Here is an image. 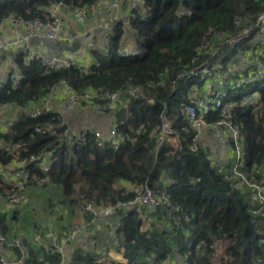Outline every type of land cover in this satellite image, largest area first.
<instances>
[{
  "label": "trees",
  "instance_id": "16d2710c",
  "mask_svg": "<svg viewBox=\"0 0 264 264\" xmlns=\"http://www.w3.org/2000/svg\"><path fill=\"white\" fill-rule=\"evenodd\" d=\"M59 1L70 8L82 5L89 11L97 4V0H0V24L10 15L45 21L50 17L47 8ZM142 8L145 16L136 10L127 25L122 19L111 25L108 54L91 49L92 60L86 69L74 64L46 69L42 57L26 62L24 49L12 55L20 79L14 84L10 72L0 87V106L16 111L6 129L0 130V195H7L10 182L15 181L5 176L10 164L28 169L25 192L30 185L57 184L63 201L91 216L92 212L81 205L101 207L123 202L134 194V187L147 184L164 189L176 208L160 205L121 218L126 262L113 264H254L256 258L264 257V207H258L250 190L229 186L227 167L212 164L208 146L194 141L195 129L182 128L186 122L180 107L192 83L184 71L207 57L199 48L216 46L221 34H234L238 17L253 20L263 11L264 0H145ZM127 27L134 43L143 49L139 57L125 58L118 53ZM224 50L225 57L229 56L228 48ZM62 82L78 93L138 87L137 96L124 93L126 105L115 108V127L124 138L117 149L99 144L92 126L83 134V142L68 138L64 132L69 126L62 111L52 109L30 116L31 107L42 104ZM232 94L230 99L237 105L231 108L230 119L239 127L245 144L243 169H263L264 86L255 109L240 105V95ZM164 108L178 133L179 147L168 141L158 144L151 136ZM216 117L211 115L209 120ZM49 125V131L36 130ZM45 152H51L48 172L34 160ZM23 202L9 210L0 208L1 232L19 235L11 232L8 221ZM147 213L153 222L141 231V220ZM20 237V246L8 247L15 257L25 258L27 264L62 263V253ZM216 240L228 243L225 259L212 262ZM70 264L106 263L75 250Z\"/></svg>",
  "mask_w": 264,
  "mask_h": 264
},
{
  "label": "built area",
  "instance_id": "2783aa9c",
  "mask_svg": "<svg viewBox=\"0 0 264 264\" xmlns=\"http://www.w3.org/2000/svg\"><path fill=\"white\" fill-rule=\"evenodd\" d=\"M144 4L145 0H97L96 8L89 11L82 5L70 8L59 1L47 8L50 17L45 21L39 19L26 21L10 15L0 25L8 21L17 26H28L32 30V37L71 42L82 35H86V57L80 61L67 58L62 54L46 56L40 50L29 47L26 37H17L8 43L0 42V56L5 50L21 48L27 51L26 62L35 57H42L46 69H57L70 64L86 69L92 60L89 56L91 49L99 48L103 55L108 54L109 40L113 33L111 25L120 19L127 25L129 20L134 17L136 10L145 16L144 8L139 9ZM57 10L70 12L76 20L77 30L74 34L65 31L62 18ZM89 19H92L90 24H88ZM236 26L237 31L232 35L221 34L218 36L219 33L216 34L218 36L217 41H219L216 46H209L208 44L201 46L198 52L203 49V53L207 57L204 55L203 60L184 71V76L189 78L192 83L187 91L186 99L181 102L180 110L186 122V126L182 128L184 130L189 128L196 130L194 141L202 143L203 134H208L213 139L215 152L211 156L212 164L227 167L225 176L229 180V186L239 190H250L252 198L261 208L264 207V168L257 167L253 172H246L243 169L246 162L245 144L239 127L230 119L231 108L237 105L230 98L234 92L240 95V105L249 104L253 109L259 105L260 88L264 86V8L253 20L238 17ZM126 29L127 33L122 40L118 53L125 58L141 56L143 49L134 43L129 27ZM225 48H228L227 53L230 54L227 57H225ZM191 63L193 64V60ZM10 72H12L13 83L17 85L20 74L17 70ZM8 73L0 68V87ZM126 92L132 96H137L139 89L133 87L127 91L94 90L78 93L69 84L62 82L54 86L42 104L31 107L30 116L35 117L43 111L47 112L52 109L62 112L74 108L93 109L98 113L105 114L109 119V126L105 132L98 128L94 131L98 143H107L117 149L124 138L115 127L114 112L119 104L126 105L123 97ZM5 108L0 106V115L3 114ZM165 108L161 114L160 123L151 129V136L156 138L158 144L168 141L172 146L179 147L178 133ZM211 115H217L214 121L209 120ZM1 119L4 117L2 116ZM5 122L6 127L8 119ZM51 128L52 126L49 125L46 129L38 127L36 130L43 133L51 130ZM87 129L88 126L80 129L68 127L64 134L71 140L83 142V134L86 133ZM50 158L51 152H45L35 157L34 160L42 171L48 172L50 170ZM16 166H18L19 176L14 179V182H10L7 195H0V208L9 210L24 201L25 183L29 176L28 169L24 165L16 164ZM133 190L134 194L123 202L119 201L113 205L101 207H94L92 203H87L81 207L83 210L91 211L94 218L115 214L120 219L132 211L142 212L144 208H156L160 205L176 208L170 204L164 189L157 190L144 184L134 187ZM75 232L73 230L68 237L71 238ZM57 236L56 230L48 226L32 232L31 241L51 252L62 253L63 244L56 241ZM261 244H264V238H262ZM12 245L20 246L21 237L8 236L0 231V264H27L25 258L15 257L14 253L8 249ZM59 264H63V261ZM254 264H264V257L256 258Z\"/></svg>",
  "mask_w": 264,
  "mask_h": 264
},
{
  "label": "crops",
  "instance_id": "0c3cea01",
  "mask_svg": "<svg viewBox=\"0 0 264 264\" xmlns=\"http://www.w3.org/2000/svg\"><path fill=\"white\" fill-rule=\"evenodd\" d=\"M57 12L62 18L65 31L74 34L77 30V22L71 13L62 10H57ZM91 22L92 19H89L88 24ZM31 32L32 30L28 26H17L7 21L0 25V42L8 43L17 37H26L29 47L40 50L46 56L62 54L67 58L80 61L86 57V35H82L74 41L65 42L43 37H32ZM20 49L5 50L1 54L0 68L5 73L12 70L16 71L12 55ZM15 113L16 111L11 107L4 109L3 114L0 115V130L6 129L5 121L10 120ZM62 113L65 122L71 129L92 126L105 132L109 126L108 117L93 109L74 108ZM2 116L4 119H1ZM201 141L214 154L213 139L208 134H203ZM17 167L15 164H10L6 168L5 176L8 179L17 178L19 176ZM121 183L124 182H118V185H121ZM13 213L12 217L10 215L13 219L8 221L9 229H11V232H18L20 236L25 237L28 241H31L33 232L31 230L35 227L49 226L56 230L58 234L56 241L63 244V264H70L71 254L75 250L89 253L95 259L102 260L106 264L126 262L125 235L120 230L122 220L115 214L94 218L89 212L76 209L71 204L63 201L61 187L57 184L47 183L45 187L28 186L23 204ZM144 218L148 222L146 228L143 226ZM144 218L140 224L141 231L147 230L153 222V217L148 213ZM73 230L76 232L69 238L68 235L70 236Z\"/></svg>",
  "mask_w": 264,
  "mask_h": 264
},
{
  "label": "rangeland",
  "instance_id": "374dc122",
  "mask_svg": "<svg viewBox=\"0 0 264 264\" xmlns=\"http://www.w3.org/2000/svg\"><path fill=\"white\" fill-rule=\"evenodd\" d=\"M143 218L144 217H142V219ZM144 220H145V218H144ZM147 224H148V222L145 220L143 226L146 228ZM17 237H20V235H17ZM227 243H228L227 240H219V241L216 240V242L213 245V247H214V255H213L212 259H211L212 262L213 261L214 262L218 261V260H220L222 258L225 259V253H226L225 252V247H226Z\"/></svg>",
  "mask_w": 264,
  "mask_h": 264
}]
</instances>
